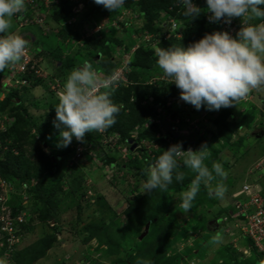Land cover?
<instances>
[{
  "label": "trees",
  "instance_id": "16d2710c",
  "mask_svg": "<svg viewBox=\"0 0 264 264\" xmlns=\"http://www.w3.org/2000/svg\"><path fill=\"white\" fill-rule=\"evenodd\" d=\"M193 3L201 8V15L198 18L185 17L183 15L184 7L181 0H125V4L121 8L122 10L119 9L121 11L117 10L112 13L103 8V6L96 5L94 0H81L82 6L86 8L82 20L78 21L75 30H72L68 25L62 27L59 33L61 42L65 40H69V42L76 41L80 36V24L84 20L85 22L93 21L94 24H98V20L100 19L97 17L98 15H111L112 19L116 16L115 18L117 19L118 13L133 9L134 12L138 13V16L145 20L143 28H140L142 35L140 34L139 38H142L144 31L154 35L155 38L149 43L142 42L138 44V48L132 53L131 58H129L128 67L131 68L127 74L129 84H119L115 89L109 88L103 90L112 93L111 99L115 104L123 105L119 115L116 117V124L105 132L107 135H117L122 145L131 153L130 156L126 157V160L130 161L129 166L133 171L153 163L162 154L163 150H167L170 147V145L164 142L162 134L155 125H150L142 130L141 126L149 118L157 116V107L165 105L166 99L180 95L176 86L168 84L167 80L159 79L156 83H144L148 79V75L155 72L162 74L157 66L156 61L158 57L153 48L155 47L156 50L157 48L167 49L173 46H183L186 48L189 44L202 39L205 34H212L216 31L224 32L218 25L211 27L205 25L206 0H193ZM261 7L264 8V5H261ZM50 12V19L54 23L66 21L67 18L75 14L68 0H57V3L52 5ZM169 18H172L176 22L177 28L173 31H164L160 23L166 22ZM95 19L96 22L94 21ZM259 22L253 21V23ZM15 28V24L13 23L11 31L15 30ZM82 29L85 30V27ZM121 30L127 31L129 27L124 25L121 27ZM20 33L24 34V37L29 41L32 39L25 32L20 31L18 35ZM30 34L33 35L32 32ZM96 35H100L97 41H94V37L87 39L89 43H87L86 50L87 47L92 48V50L86 51L87 54L81 53L84 61L79 67L85 62H89L95 68L94 70L102 71L104 76L107 77L118 65V61H114L115 53L109 48L110 45L112 43L118 45L124 42V51L125 53H129L133 44H136L137 37L133 36L123 38L122 40L121 38L117 39L115 34L110 35V33H104V31H100ZM34 44V51L36 50L34 60L36 63H39L38 56L44 50L39 44L35 42ZM150 46H153V48ZM101 55L102 57H100ZM48 60L50 62V59ZM59 62L56 60L54 68L59 70V76L64 77L68 69L72 67L73 60L69 58L62 65H59ZM6 73L7 68L3 72H0V84ZM24 79L27 80V83L19 85L14 89L0 87V114L4 112L8 114L9 118H13L14 120L6 132H0V141L3 145L7 144L9 139L12 141L8 145L9 151L3 159H0V175L5 179L22 183L32 178L37 179V184L29 189V194L34 206H38V208L33 209L35 211V220L42 223L48 222V219L53 221L52 217L57 210L56 207L61 203L57 194L60 192L67 194V191L68 193L75 194L81 191L82 177L75 174L74 168L67 171L64 170V161L71 155L72 150L65 148L62 151H54L53 149L58 143V130L53 127L56 106H48L45 115L43 116L42 114L37 117L39 120L43 119L42 123L37 124V120L30 117L23 105L22 95L27 93L30 88L45 82L41 78L33 77L32 72H29ZM65 79L63 78L62 81ZM3 88L5 89L4 91L2 90ZM195 112L198 113L196 109ZM233 115L230 112V108H225L219 111V113H215L211 119V122L216 126V133L213 136L221 138L226 144H235L232 141L233 135L241 129H249L256 119L252 112H244L240 115L238 121H229L228 118L233 117ZM136 126H139L140 130L137 131V136L133 140L141 142L142 139H145L149 142L160 144V148L157 151L153 150L151 156L143 154L145 147L134 151L131 149L133 147L130 145V140ZM99 140H101V136L97 132L86 134L85 141H89L91 144L93 141ZM194 143L200 147L201 144L208 143V141L204 137H201L194 140ZM42 144L52 148L47 151L43 150ZM185 145L188 144L185 143ZM11 149H17L18 154L14 155ZM100 150L98 151L100 166H107V168H112V170L122 169L123 163H117L119 161L117 157L123 158L121 157V151L113 150V153H106L103 149L100 148ZM210 151L211 156L205 161V164L209 168H211L213 161L221 155V150ZM180 170L185 172V179L182 183L174 181L166 192L154 190L150 194L145 193L143 196L133 197L134 199L129 200L127 207L122 212L129 221L128 229L114 222L113 218L117 215L116 211L112 210L103 199H100L99 201L102 204L107 205L105 206L107 213L106 215H102L97 222L83 226L82 234L86 236L84 241L97 239L101 245L106 247L109 255H120L123 253L121 251L123 247L121 242L124 235L126 236L131 231L132 234L141 236L142 223L150 221L152 228H159L156 239L151 240L150 234H144L140 242H134L133 245L129 246V249L125 250L123 253L124 257H120L122 258L119 260L120 263L135 264L146 260L150 261L151 264H174L175 260L173 257L167 256V250L173 246L180 236H185L186 229L184 225H178L168 207L169 192L187 189V186L194 178V173L187 168L181 166ZM141 171L139 170L138 173L142 176ZM63 178L68 180V185L65 186L63 184ZM204 199L208 200L205 189L201 185L200 191L193 201V205L205 201ZM14 204V212L17 213L22 209V205L19 201H15ZM222 215H228L226 208H222ZM26 221L32 223L33 220L32 218H27ZM28 227L22 225L21 229L25 232L28 230ZM55 241L56 237L53 232L45 234L42 238L34 241L14 256L16 264H20L19 261H24V258L31 261L30 263L34 262L37 257L45 254ZM240 254L242 255V253ZM249 258L239 262L238 258L236 260V256L232 255L229 260L233 264H261L264 261V252L258 253L254 248L251 250Z\"/></svg>",
  "mask_w": 264,
  "mask_h": 264
},
{
  "label": "rangeland",
  "instance_id": "374dc122",
  "mask_svg": "<svg viewBox=\"0 0 264 264\" xmlns=\"http://www.w3.org/2000/svg\"><path fill=\"white\" fill-rule=\"evenodd\" d=\"M54 1L55 0H35L34 4H36V6L33 8L34 10L30 15V22H32V24H30V32L35 36V40L29 42L32 47L29 44L30 49L29 46L28 49L31 53L35 52V42L44 50L40 52L38 56L41 62L37 63L39 72L38 74L34 73L33 77L39 76L45 83L30 88L27 93L22 95V102L30 117L37 120V124L42 123L43 119L39 120L37 117L42 114L44 116L48 106L57 105V94L62 89L66 80L62 81L63 78H66L74 68H78L84 61V57L81 53L87 54L86 51L92 50V48L88 47L86 50L87 43H89L87 39L94 37V41H97L100 38V35L97 36L94 33L93 28H90L88 31H83V25L86 23H90L94 25V27L96 26L93 21L85 22L84 20L80 24L81 31L78 40L70 42L69 40H65L61 42L59 33L62 27L69 25L72 30H75L78 21L82 20L86 8L82 6L81 0H68L71 3L72 10H75L73 11L75 14L67 18L66 21L54 23L50 19V11L52 5L55 3ZM45 4H47V6H45ZM127 13L128 12L125 14L122 12L118 13L119 18L117 17V19L115 18L116 16L112 19L111 15H98L97 17L100 19L97 25L102 27V32L110 33V35L115 34L117 39L121 38L123 40V38L135 36L137 37L135 43H142L141 41L147 39L144 34L142 38H139L141 34L140 28H143L145 20L138 16V13L134 12L133 9L128 14ZM209 15L210 14L206 12L205 25L207 27L215 26L216 24L220 26L221 23L220 27L222 30L224 32L227 30L233 37H236V33L240 30L242 23L245 22L244 20L234 19L230 25L223 22L209 23ZM94 21L96 22V19ZM248 22L253 23V21ZM124 25L129 27V30H121V27ZM160 26L163 27L164 31L167 29L166 23H160ZM9 31L18 34L20 30L15 29L11 31L10 29ZM19 35L24 36L22 33ZM127 44L130 45L129 43ZM134 45L132 47H134ZM124 46L125 44L123 42L118 45L112 43L109 47L111 51L115 53L114 61H118L117 67L126 65L127 58H122L121 55L122 52L125 53ZM151 48H153V46ZM153 49L156 54L155 47ZM100 57H102V55ZM69 58L73 60V65L68 69L67 74L61 77L58 74L59 70L54 68L55 62L58 60L60 61L59 65H62L65 64ZM48 59H50V62ZM126 68H128L129 71L131 70L128 65ZM159 79L166 80L162 74L155 72L148 75V79H146L144 83H156ZM8 82L9 80H4L3 83L1 82L0 87L4 86L5 89H10L9 87L11 86L7 85ZM12 85H14L12 88L16 87V84ZM4 88L2 89L3 91L5 90ZM168 100L169 98L166 99L165 103ZM186 105L185 103H181V105L177 104L175 106L182 109L186 107ZM229 108L230 112L234 114L233 117L228 118L229 121H238L240 115L244 112H252L256 119L249 129H241L233 135L232 141L235 144H226L221 138L213 136L214 133H216V126L213 122H210L215 113L217 114L225 108H221L219 111L201 109V112L198 113L205 117L203 116V119L199 118L197 121L204 122L206 126H208L206 128L207 133L203 135L202 138L204 137L208 141L209 157L211 156L210 150H221V155L213 162L221 163L224 170L227 172V178L223 180L227 192L223 200L217 199L215 196L210 197L208 188L202 185L208 200L204 199L205 201L194 204L187 213L183 212L179 206V193L181 191L169 192L168 207L178 225H184L186 229L185 236H180L173 246L167 250V256L174 258V264H233L232 261L229 260L232 255L236 256V260L238 258L239 262L250 259V255L243 252L244 249L247 248V244L245 241L246 239L241 236L240 221L236 218V214H228L227 219L224 220L225 215H222V208L228 205L226 209L228 211L232 209L233 211L234 209L231 205L235 202L233 194L237 193L245 181L250 180V176L246 174L250 173V169H256L258 165H261L258 169L264 168V90H253L247 98ZM7 115L8 114L4 112L0 114V131L7 129L8 125L12 122V120L8 123L6 122V119H8ZM207 118L210 120L208 124ZM142 129L143 128H141V130ZM32 133H34V131H32ZM11 143L12 141L10 139L5 145L0 141L1 159H3L9 151L8 145ZM51 148L47 146L42 147V149L46 151ZM67 148L72 150V152L69 162L65 163L64 170L67 171L71 169L66 168V166L69 167L72 163H77L74 164L72 169L74 168L76 175L82 177L81 191L75 194L68 193V191L67 194L62 192L57 194L61 203L56 207L57 210L52 217L53 221L48 219V222L39 223L37 221L34 222L35 220L32 218V223L30 221L27 222L29 225L28 233H26V236L24 235L25 237L22 238V243L17 246L12 253L13 257L34 241L42 238L45 234L53 232L56 241L45 254L37 257L32 263L26 260V258H24L22 262L19 261V263L122 264L119 260L122 259L120 257H124L123 253L125 250L129 249V246L133 245L134 242H140V240L143 239L142 237L140 238L137 234H132V232L129 231L126 236L124 235L121 242L123 246H121V251L123 253L120 255H109L106 247L101 245L97 239H90L87 242L84 241L86 236L82 234L83 226L97 222L102 215H106L107 211L105 206L108 205L112 210L116 211L117 215L113 218L114 222L128 229L129 221L122 214L127 207H124V204L127 203L128 205L129 200L134 199L133 197L143 196L145 194L141 191V185L147 179L146 169L148 166L141 167V169L138 168L135 170L137 172L130 169V161H127L126 157L130 156L131 153L122 145L120 140L105 145L100 140L93 141L91 144L89 141L80 143L73 139L72 143ZM100 148L106 153H113V150H116L125 154V157L121 156L123 157L121 159L117 157L119 160L117 163H123L122 169L112 170V168L109 169L107 166H100L98 156ZM199 148L198 145L193 146L194 151L199 150ZM53 149L54 151H62L65 148L54 147ZM79 149H81V151ZM11 152L13 154L17 153L16 151L13 152V149H11ZM139 170H142V176L138 173ZM261 174L264 175V169H262ZM62 182L65 186L68 185L67 179L63 178ZM218 182H221L219 177L212 182V186L214 187ZM36 184L37 179H29L24 183L15 182L12 192H7L6 195L0 191V197L5 199L6 195L8 199L10 195L13 201H19L22 205V212L24 211L29 217H34L35 211H33V209L38 208V206L35 207L32 203L29 189ZM261 184L260 186L264 188V177L261 178ZM100 199H103L107 205L102 204L99 201ZM219 217H223V219H219ZM146 227V234H150V239H156L159 228H152L150 221H145L141 225L142 233L145 231ZM217 234H219L221 239L220 242L214 243L213 240ZM3 252H5V248L0 245V261H2ZM240 253H242V255ZM135 264H138V262Z\"/></svg>",
  "mask_w": 264,
  "mask_h": 264
},
{
  "label": "clouds",
  "instance_id": "9594fccd",
  "mask_svg": "<svg viewBox=\"0 0 264 264\" xmlns=\"http://www.w3.org/2000/svg\"><path fill=\"white\" fill-rule=\"evenodd\" d=\"M94 3L103 6L112 13L121 9L125 0H94ZM181 3L184 7L183 15L185 17L198 18L201 15V8L197 7L193 0H181ZM261 5H264V0H206L207 7L205 9L210 14L208 16L209 23L223 22L230 25L234 19L245 21L236 33V38H233L227 31H216L212 34H205L202 39L189 44L186 48L183 46H173L167 49L157 48V66L161 70L162 76L167 79L168 84H174L180 90V100L192 105L197 111L202 107L208 111H219L221 108L236 105L247 98L253 90H264V8ZM24 10L25 0H0V72L21 61L26 55L29 42L35 40V37L30 34L32 22L28 25H20L26 15L30 18L33 11L30 9L28 13H25ZM248 21L260 22L250 23ZM13 23L15 29L25 32L32 39L29 41L24 36L11 33L9 30ZM30 46L32 47L31 44ZM33 53L34 58L36 50ZM33 61L37 68L36 61ZM30 65L27 66V73L19 79L27 77L29 72L34 75V72L29 70ZM24 80L25 83H19L16 87L25 85L27 80ZM119 84L122 83L119 82ZM101 86L105 89H114L115 80H100L96 70L89 62H85L79 68H74L67 75L62 89L57 94L58 103L55 107L53 121V127L58 130L57 148H67L73 139L84 143L86 134L103 133L116 124V117L123 105L113 102L110 91H98ZM7 118L12 120V124L13 118H9L8 115ZM136 127L138 129H134L135 131L132 133L133 135L136 132V135L131 136L130 140L132 147L137 142L133 139L136 138L137 131L140 130L139 126ZM141 127L145 129V127ZM42 147H46V145L42 144ZM14 151L17 152L14 155H17V149H13ZM209 155L207 143L201 144L199 150L195 151L191 147L186 151L182 150V142L171 145L167 150H163L153 163L148 165L147 179L141 185L142 193L150 194L154 190L166 192L174 181L182 183L185 179V172L180 169L183 166L194 173V178L187 186V190L179 193V206L183 212L187 213L191 210L201 185L208 188L210 197L215 196V198L223 200L227 192L223 183V180L227 178V172L219 162H213L209 168L205 164ZM70 158L71 155L64 162L68 163ZM74 164L77 163L74 162L66 168H72ZM217 177L221 182L216 183L213 187L212 182ZM261 178L258 182L259 186L262 185ZM0 179L10 183L12 189L15 186V182L5 179L1 175ZM261 188L264 192V188ZM14 203L15 201L9 195L7 205L11 206L13 215L21 214L22 209L17 213L14 212ZM227 206L223 208L225 209ZM26 218L35 220V216L29 217L25 213L24 221L17 224L21 234L17 246L22 243V238L28 233V230L23 232L21 229L22 225L28 227ZM219 219H223V217H219ZM220 239L217 234L213 242L218 243ZM12 260L13 264H16L13 256ZM0 264H4V262L0 261ZM138 264H151V262L145 260L139 261ZM261 264H264V261Z\"/></svg>",
  "mask_w": 264,
  "mask_h": 264
},
{
  "label": "built area",
  "instance_id": "2783aa9c",
  "mask_svg": "<svg viewBox=\"0 0 264 264\" xmlns=\"http://www.w3.org/2000/svg\"><path fill=\"white\" fill-rule=\"evenodd\" d=\"M34 2L35 0H25V13H28L30 9H33L36 6ZM54 2L57 3V0H55ZM45 6H47V4H45ZM126 12L129 13L130 11H123L122 13L125 14ZM29 23H31L30 18H28V15H26L20 25H28ZM163 23H166L167 25L166 30L173 31L177 28V24L172 18H169L167 22ZM90 25V23H86L85 25H83V27L85 26V30L83 29V31H88L90 28H93L94 33L96 34L102 30V27L100 25L96 24L95 27L94 25ZM143 34L147 39L141 42L149 43L153 38H155L153 34L147 33V31H144ZM138 44H133L134 47L130 49L129 53L122 52V58H127L125 66L116 67L107 77L104 76V73L102 71H96L98 74V78L100 80L114 79V89L118 87L119 82H121L122 85H128L129 79L127 77V74L130 71L126 67L132 53L138 48ZM33 54L34 53H31V51H29V49L27 48L26 55L22 58V60L7 69V73L4 76L2 83L4 82V80H9L7 84L8 86H11L9 88L14 87V85L12 84L17 85L19 83H25L24 79L19 78L27 73V66L29 64H31L29 70L33 71L35 74H38L39 70L36 68L35 63H33ZM104 89L105 88L101 86L98 91L102 92ZM178 91L180 94L179 89ZM179 97L180 95L171 97L165 103V105H159L157 107V116L146 120V123L143 125V127L146 128L150 125H155V127L159 129V132L162 134L164 142L167 145L171 146L182 142V150L186 151L189 147L193 149V146L195 145L194 140H196L197 138H201L207 133L206 128L208 126H206V123L197 121L199 118L203 119L205 117L204 115L201 116V114L198 113L201 112V109L206 108H201L197 113L195 112V108L192 105L183 102ZM181 103L187 104L186 107H183L181 109L180 107L175 106L177 104L181 105ZM9 121L10 119H6L7 123ZM209 121L210 120L208 119L207 124L209 123ZM137 129L138 127L135 128V130ZM4 131H6V129ZM97 134L101 136L100 141H102L105 145L119 140V137L117 135H107L105 131L103 133ZM135 135L136 132L132 135V137H134ZM185 143H187L188 145H185ZM142 147H145L143 154H145L146 156H151L153 150L157 151L160 148V144L157 142L142 140L141 142L134 143L132 150H138ZM79 150L81 151V149ZM122 156L125 157V154H122ZM260 166L261 165H258L256 169H250V173L247 174L248 176H250V180L245 181L242 184L241 188L237 191V193L233 194L235 202L234 204H232V208L234 210L232 211L231 209L228 211L229 215L236 214V218L238 219V221H240V223H238L240 224V230L242 231L241 236L242 238L246 239L245 241L247 244V248L244 249L243 252L248 255H251V250L254 248L258 253L264 252V192L258 184L260 178L263 176L261 173L262 169L264 168L258 169ZM0 190L4 194H6V192H10L12 190V185L0 179ZM6 195L5 199H3V197H0V245L5 248V252L2 253V261L4 262V264H13L12 253L14 252L15 247L19 244L21 239V234L19 233L17 224L24 221L25 212H22L18 215H13L11 206L7 205L8 199L6 198ZM225 219H227V215H225L224 220Z\"/></svg>",
  "mask_w": 264,
  "mask_h": 264
},
{
  "label": "water",
  "instance_id": "95a60500",
  "mask_svg": "<svg viewBox=\"0 0 264 264\" xmlns=\"http://www.w3.org/2000/svg\"><path fill=\"white\" fill-rule=\"evenodd\" d=\"M127 205L126 204H124V207H126ZM146 230H147V227L145 228V231H144V233H142V235L140 236V238L144 235V234H146Z\"/></svg>",
  "mask_w": 264,
  "mask_h": 264
}]
</instances>
